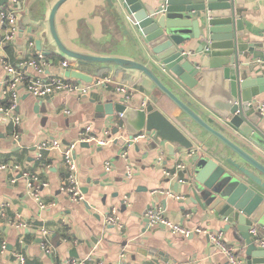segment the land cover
I'll return each mask as SVG.
<instances>
[{"label":"crops","instance_id":"0c3cea01","mask_svg":"<svg viewBox=\"0 0 264 264\" xmlns=\"http://www.w3.org/2000/svg\"><path fill=\"white\" fill-rule=\"evenodd\" d=\"M55 1L17 0L11 4L17 10L20 29L16 41L3 46L4 30L0 26V57L18 67L22 60L40 52L36 48L37 40H43L44 46L53 49L48 16ZM238 1L243 5L247 40L252 44L249 57L243 61L256 64V56L264 57V0ZM57 28L70 47L98 55L129 56L125 47L118 45L121 42L127 46V43L104 0H69L59 11ZM46 58L47 74H59L64 58L56 54ZM28 73L35 75L32 70ZM7 76L0 62V90L6 86ZM99 77L108 78L106 85L92 87L88 98L75 93L40 98L23 93L17 107L22 119L18 140L13 136L11 124L0 115V166L12 165V169H0V230L8 247L6 253H0V264H17L16 252L25 255L27 264H63L70 258H91L94 264H230L206 234L185 238L163 226L150 225L146 211L158 204L167 217L185 227L222 232V223L209 220L192 204L153 193L172 190L188 197V177H183L185 183H179L177 178L164 173L183 159L171 160L163 148L150 150L146 139L132 142L124 138L123 132L114 134L117 125L124 131L120 116L97 113L96 104L90 99L114 95L113 101L119 102L123 96L116 88L125 86L133 93L132 105L152 101L169 114L175 110L174 104L139 72L103 67L94 81ZM0 102H3L1 96ZM259 106H264V94L259 98ZM87 125L92 126L97 137H107L108 143L77 145L75 159L85 200L73 202L61 190L68 172L62 154L55 149L44 151L41 159L38 145L53 139L68 145L78 140ZM262 127L264 130V120ZM159 155H163L162 163L156 162ZM107 161L111 162L110 170H106ZM15 165L22 171L38 173L42 181L40 195L48 204L45 209L29 195L21 169L15 170ZM113 209L117 210L120 224L107 223ZM41 227L50 231V253L41 247ZM223 234L227 244L243 249L242 264H263L256 252L254 258L247 255L244 242L232 232ZM73 249L77 256H70Z\"/></svg>","mask_w":264,"mask_h":264},{"label":"water","instance_id":"95a60500","mask_svg":"<svg viewBox=\"0 0 264 264\" xmlns=\"http://www.w3.org/2000/svg\"><path fill=\"white\" fill-rule=\"evenodd\" d=\"M68 1L56 0L49 12L53 49L40 39L37 50L73 62L64 75L87 84H94L103 67L149 79L175 110L168 114L152 101L137 107L125 97L114 102V95L90 101L101 115L122 114L124 131L117 126L114 134L123 132L132 141L145 133L150 150L163 148L171 160L183 159L187 164L178 175L188 177L189 192L182 202L222 223V232H232L247 255L254 258L256 252L264 264L257 245L264 239V112L259 106L264 57L256 56V64L243 61L252 50L243 5L238 0H104L127 43L118 45L128 56L68 46L57 28ZM11 3L0 0V8ZM252 227L257 236L250 234ZM70 256H77L76 249Z\"/></svg>","mask_w":264,"mask_h":264},{"label":"built area","instance_id":"2783aa9c","mask_svg":"<svg viewBox=\"0 0 264 264\" xmlns=\"http://www.w3.org/2000/svg\"><path fill=\"white\" fill-rule=\"evenodd\" d=\"M17 0H12L13 4ZM10 5H5L0 8V26L4 30L2 36L1 44L5 46L8 43L15 42L20 29V21L18 19L17 10ZM33 46L34 43L30 42ZM1 64L5 67L8 76L6 81V86L0 90V96L3 102H0V115H2L7 122L13 127V136L15 140L20 138L19 128L22 125V119L20 114L17 112V107L19 100L23 93L29 94L34 97H48L60 93H75L80 96L89 95L94 86L106 85L108 78L99 77L96 79L94 84H87L82 81L72 80L64 75L65 70L72 68L74 63L70 60L64 59L61 62V72L59 74H47L46 68L48 65L47 58L42 53H38L37 56L22 60L19 66L12 65L7 62L5 58L0 57ZM28 70L34 71L35 75H30ZM116 92L120 93L129 102H132L133 93L125 86H118ZM142 105H145L143 103ZM264 109V106L261 107ZM120 117L122 114L119 115ZM121 127V125H117ZM106 135L109 131L105 132ZM146 134L143 133L137 137H134L132 142H136L140 139H145ZM87 142L93 143L97 146H105L108 141L107 137L99 138L93 133L91 125H87L81 131L78 140L68 144L63 145L60 140H45L39 143V158H43L44 151L58 150L65 160L68 168L67 176L62 183L61 190L66 193L73 202H83L85 196L82 192L81 184L78 176V168L75 159V149L79 143ZM164 160L163 155H159L156 158V162L162 163ZM106 170L112 168L111 162L107 161L105 163ZM186 167L184 162L176 163L172 168L164 170V173L169 178H177L179 183H185L184 178L179 177L178 173ZM12 169V165L3 164L0 169ZM15 170L20 171L18 165L13 166ZM130 173V170H129ZM21 176L25 178L27 182V188L29 195L39 204L41 209H45L48 204L44 203L40 195V184H42L41 178L38 173H31L29 171H22ZM13 182L16 179L12 180ZM159 195H165L170 198L177 200H182L183 195L173 192L172 190H158L153 192ZM52 205V204H50ZM146 217L152 226H163L167 228L174 234H180L185 238L191 237L195 234H206L214 246L224 253L230 264H242L244 261L243 249L235 245H229L224 240L223 232H212L208 229L196 227L194 229L185 227L181 223H177L167 217L164 213L162 207L158 204L151 206L146 211ZM117 216V210H111V213L107 217V223L109 224H120ZM20 225H25L24 223H19ZM42 241L41 247L47 253L52 250L51 235L50 231L45 227L40 229ZM250 234L252 236H257L258 230L254 227L250 229ZM257 245L261 250L264 251V239H257ZM7 242L3 239L2 231L0 230V253H6ZM17 264H27V259L23 253H14ZM124 257V255H123ZM63 264H94L91 258L78 259L70 258L66 260ZM120 264H128L123 262Z\"/></svg>","mask_w":264,"mask_h":264}]
</instances>
